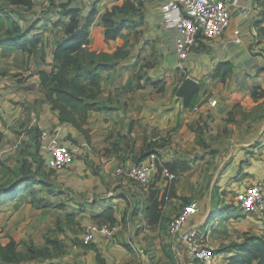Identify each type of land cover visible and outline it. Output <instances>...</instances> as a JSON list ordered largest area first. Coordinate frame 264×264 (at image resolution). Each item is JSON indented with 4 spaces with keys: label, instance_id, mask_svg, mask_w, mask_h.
<instances>
[{
    "label": "rangeland",
    "instance_id": "374dc122",
    "mask_svg": "<svg viewBox=\"0 0 264 264\" xmlns=\"http://www.w3.org/2000/svg\"><path fill=\"white\" fill-rule=\"evenodd\" d=\"M94 1L33 0L34 7L31 11L23 9L20 12L23 14H20L22 17L13 15V18H7L5 11L9 9L10 5L6 0H0V13L3 15L0 18V39L12 30L13 21H18L22 30L33 26L37 19L43 21L42 17L46 20L44 23L49 24L46 30L41 33L44 40L43 45L30 59L18 51L10 49L0 51V89L7 86L9 91L16 96L19 93L23 94V91L25 96L27 92H32L31 96L35 98L34 102L30 103L32 107H29L28 110L30 118L28 126L30 124L37 125L40 120V113L48 109V106L51 111H57L56 114L60 117V111L53 108L47 89L42 87L38 72L50 70L49 65L52 58L50 53L56 44L66 36V28L57 26L61 20L59 16L63 10V5L70 6L72 2L73 6L83 7L81 13L84 14L93 6L98 5ZM154 1L132 0L135 6L132 18L135 22H130V27L123 31L122 38L114 43L113 49L116 59L111 68L113 70L120 61L125 62L129 58L134 59L131 67L122 69L123 72L120 71V74L129 76L128 83L126 85L122 83L127 78L124 75L120 77V83L116 87L115 82L119 77L118 71L116 74L112 73L111 69L102 71L101 101L107 110L90 111L85 118L79 116L86 134L91 137V144H89L90 147L86 152L88 155L91 154L93 158L75 153V159L76 161L81 158L84 159L88 168L86 172L100 177L106 191H109L115 183L117 188L122 187L121 181L124 178L113 174L116 168L111 173L103 175L100 169L102 161L96 162L95 158H109L116 153L118 157L125 160V164L131 162V164H135L139 162L142 156L148 154L146 159L151 161H154L152 156H155L157 159L159 158L161 165L158 166L156 163L154 166L155 173L152 179L155 174L156 176L160 174V179L164 177L162 170L166 168V163L169 162L170 158H177L181 164H190L191 169L187 175L184 174L179 177L178 174H175L178 177L172 184L175 193L170 195L168 200L162 204V207L166 205L162 213V221L157 227L159 232L155 233L153 237L155 241H160L158 245L161 249L168 248L170 249L169 252H173L176 240L172 238L169 228L173 217L189 202H197L201 209V201L204 198L208 200L212 198L211 194L206 195L207 187L211 183V175L205 170H210L213 166L219 168L223 162L225 164L222 169L231 166L235 156L240 151H247L253 162L258 161L260 165L264 164V139L261 138L262 136L255 141L253 138H248V135L253 134L258 125H264V92H258L255 100L252 97L249 101L243 99L234 106L233 114L228 115L227 119L224 120L226 124L232 126H225L223 123L212 126V121V123L206 122L203 127L199 124L187 125L186 128L181 125L178 128L175 119L171 118L166 119L164 128L162 125L150 127L148 123H146L147 125L141 123L144 118H139L141 114L139 111L140 99L134 98L137 91L143 90L145 97L152 101H155L153 97L159 93L166 95L167 92H172L175 94L176 91L174 85L171 84L176 74L167 72L162 64L164 52L159 50L158 46L164 42L155 39V35L150 37L147 34L148 29L146 27L148 25L145 16L156 9ZM109 4L110 2L104 3L103 7H101L102 5L97 6V8L100 7L101 12L94 18V27H99L101 18L106 14V11L113 9L114 5L108 7ZM114 4L118 6L116 2ZM105 8L107 10L103 11ZM141 17H143V22L140 21ZM64 22L69 26L74 20L65 19ZM146 35L150 37L147 42L144 39ZM166 72L167 75H165ZM35 75L37 78L33 79ZM36 80L38 83L35 82ZM153 80L161 81L162 84L153 85ZM115 87L118 88L117 91L124 89L126 94L131 92L133 94L126 99L127 102L123 103V99L114 97L115 92L113 90ZM130 89L133 90L128 91ZM116 101L121 108L115 111ZM10 102L14 103L13 101ZM219 105L221 104L218 102L213 107L218 108ZM155 108L156 106L148 110L150 113H154ZM129 111L131 112L130 117H128ZM108 112L110 116L106 115ZM123 114H125L124 117H122ZM100 118H106V123H110V125L98 124ZM154 123L158 125V121ZM25 125L26 123L21 126V129L24 128V130L18 134L33 132L34 148H29V141H26L20 151L23 156L21 159L16 158L17 154L10 153L6 159L0 161V189L17 184L23 174L32 180V183L29 184L30 187L23 190L15 199H10L8 194L0 192V264H91L92 255L84 252L89 249L83 243L85 227L97 223V217L92 216L91 206L102 203L105 196L98 192L99 187L93 182L95 179L90 178L89 175H82L81 180H79L80 178L76 181L75 179L70 180L73 174L78 172L76 170H78L79 162H76V167L72 165L55 172L48 170L45 165V159H48V155L41 141V132L51 129L40 132L35 127L29 130L27 129L28 126L25 128ZM9 128L12 129L13 126ZM202 128L204 132L201 131ZM66 132L69 131L66 130ZM86 134H79L78 137H73L71 140L77 143L81 142L82 139L87 144ZM80 148L85 149L86 147L81 146ZM41 160L44 161V164L41 163ZM247 160L249 162V159ZM197 161L199 163H196ZM248 162L243 161L242 163ZM166 169L173 173L169 168ZM253 170L252 168L249 169V173L245 175L241 173V179L236 180L234 178L236 186L228 183L225 184L223 191H220L221 188L217 190L218 197H216L220 202L224 201V204L235 207L233 221L227 220L218 225L219 213L213 211H211L212 214L209 212L204 218V222L208 223H206V229L202 234H206L208 237L207 245L216 252L217 259L214 264H227L229 252L222 253V250H229L231 245L242 243L247 236H260L259 233L262 234L259 222L264 223V216L260 214L248 215L240 209L237 200V195L241 191L257 181L252 175L256 170ZM192 176L199 177L192 178ZM212 176L214 175L212 174ZM165 178L168 179L166 175ZM128 181L133 187L137 186L131 180ZM139 191L142 193L140 188ZM151 191L152 189H150ZM118 209L120 210V207ZM121 212L126 214L124 210ZM225 217L221 221H224ZM213 220L215 222L211 225ZM145 245L152 254H155L154 251L158 250L159 247L154 242H148ZM130 247L137 255L136 245ZM179 249L182 250V248ZM153 256V264H161L160 261H157V256ZM162 264L174 263L169 260L168 263Z\"/></svg>",
    "mask_w": 264,
    "mask_h": 264
},
{
    "label": "crops",
    "instance_id": "0c3cea01",
    "mask_svg": "<svg viewBox=\"0 0 264 264\" xmlns=\"http://www.w3.org/2000/svg\"><path fill=\"white\" fill-rule=\"evenodd\" d=\"M108 2H110L108 7L111 5L115 6V0H95L94 3L98 5L93 6L84 14L81 13V11L84 9L81 6H73L72 2L70 3V6H67L71 9H79L81 17H86L87 14L93 10V8H96L98 14H100V7L97 8V6L102 5L101 7H103L104 3ZM262 2L263 1L258 0H231L229 8L232 13V25L230 29L222 36L212 40H200L199 46L186 60L182 61L175 56L174 52L175 31L166 27L164 17L161 13L160 2L159 0H155L153 3L156 5V9H153L150 14L145 16L147 19L146 24L148 25V27H146V29H148L147 34L150 37L151 35H155V39L157 38L164 42V44H159L158 46L159 50L164 52L162 64L164 65V68H166L167 72L174 75L176 74L175 79L171 82V84L174 85L173 87L176 91L175 94L172 92H167L166 95L165 93H159V95L153 97L155 101L146 98L145 92L143 90L137 91V94H135L134 98L140 99L139 111H141V114L139 118H144L141 123H148L150 124V127L152 125L154 127H160V125H162L164 128L166 126V119L168 120L171 118L175 119L176 126L178 128L181 127V125L183 128H186L187 125L195 126L199 124L203 127L206 125V122L212 123V121V126L222 123L225 124V126H232L231 124H226L224 120L227 119L228 115L230 116L233 114L234 106L239 104L243 99L245 101L252 99V91L254 89L262 88L264 90V34L259 31L260 27H264V4ZM106 10L107 8H105L103 11ZM59 17L61 18V15ZM41 19L43 21H40V24L38 25L39 33H43L42 31L46 30L47 25H49L46 24L47 22L44 23V21H46L44 20V17ZM62 20L64 21L65 18ZM258 22L261 23V26L257 24ZM235 31L240 32L239 42L236 41L237 38L234 35ZM149 36H145L144 39H146V42L148 39H150ZM0 51L2 52V49H0ZM53 52L54 49L50 53V57H52L50 63L53 61ZM132 61H134L132 58L127 59L125 62L120 61L115 67L116 69H113L114 71L111 69L112 73L116 74L117 71L119 73V77L115 82V86L120 83V77H123L124 75H126L127 78L122 81V83L125 85L128 83L129 76L127 74H120V71L124 68L131 67ZM225 63L229 64L228 67L231 69V73L227 71V66H224ZM123 71L124 70H122V72ZM167 72L165 75H167ZM34 78L36 79L37 76L35 75L33 79ZM187 78L197 81L200 85V88L195 95L197 96V102L195 105L192 108L185 109L183 107L182 99L178 98L177 96V92ZM156 81L157 80H153V82ZM35 82L38 83V80ZM133 86H135V84H133ZM116 87L113 90L115 92L114 97H120L123 99V103H125V101L127 102L128 100L126 99H128L133 93L131 92L126 94L124 89L117 91L118 88L116 89ZM132 90L133 89H130L128 91ZM24 93L25 92L23 91V94L19 93V95L16 96L14 93L9 91L7 86H4L0 89L1 160H4V158L6 159L10 153L17 154L16 158H18V160L21 159L23 156L21 155L20 151L23 149L24 143H26V141H29V148H34L35 146L33 132H26L21 135L18 134V132L24 130V128L21 129V126L24 123H26L25 128L28 126L30 119L28 110L29 107H32V104L30 103H33L35 99L31 96L32 92H27L26 96ZM210 99L216 100L217 103L219 102L221 105H219L218 108H214L209 103ZM10 101H13L15 104ZM115 105V111L121 108L117 101ZM153 105L156 106L154 110L155 112L150 113V110L148 109L154 107ZM196 107H199V111H195ZM56 113L57 111H51L48 106V109H45L42 113H40V120L37 125L30 124L27 129L31 130L32 127H35V129L40 132L47 129L57 130L60 134L63 144L71 149L74 154L77 153V155L81 156L84 154L85 156H89L92 159L93 156L91 154L88 155L86 152V150H88L90 147L89 144H91V137H89V141L86 138L87 144L84 143L82 139L81 142L77 143L72 141L71 139L73 137H78V135L82 133L73 125L62 122ZM106 115L110 116V113L108 112ZM124 116L125 114L122 115V117ZM130 116L131 112L129 111L128 117ZM32 117L33 116L31 114V119ZM105 119L106 118H100L98 124L109 126L110 123H106ZM152 120L154 122L158 121L159 126L156 125ZM12 126V129L9 128ZM66 130L69 132L67 133ZM201 131L204 132V129L202 128ZM260 136H262L261 138L264 139V125H258L254 133L248 135V138H253L255 141ZM81 146H85L86 148L81 149ZM235 157L236 158L232 162L231 166L222 169L225 164V162H223L219 168L213 166L212 169L205 170L206 173L209 172L208 174L211 175V183L209 187H207L206 195L211 194L213 199L211 198L208 200L204 198L201 201L202 203L199 214L193 217L190 221V225H196L201 233L204 232V229H206L205 225L208 223L204 222L206 215L211 211L218 213L224 211V209L229 205L224 204V201H221V203L217 198L218 189L221 188L220 191H223L225 184L228 183H231L232 186H236L233 179H241L242 177H240V174L244 173L245 175L246 173H249L248 170L251 168L252 170H256L252 175L257 179V181H264V164L260 165L258 161L253 162V159H250V155L247 153V151H240ZM247 159H249V162ZM74 160L75 161L70 164V167L72 165H74L73 167H76V162H79L77 166L78 170H76L78 172L76 174L72 173L73 176L70 178V180L75 179L76 181L78 178L81 180L82 175H89L91 176L90 178L95 179L93 182L98 185V192L105 196L102 203H97L96 205L91 206V211H93L92 216L97 217L96 224L116 225L119 227V232L115 238L112 240H107L98 237L92 246L88 247L89 249L84 251L86 254H90V256L92 255L91 264H143L139 254L135 255L132 251L130 246L133 245H136L137 250L138 248H145L146 250L148 249L149 257L147 258L150 264H153L154 262L153 255L157 256V261H160L161 264L168 263L169 260H172L174 264H195L186 247L181 244L174 236H172V238L176 240V245L173 247V252H169L170 249L168 248L161 249V247L158 245L160 241H155L153 239L155 233L159 232L157 227L160 225V223H150V208L152 204L157 202L161 212L163 213L166 205L162 207V204L165 202V200H168L170 195L175 193V188L172 187V184L177 179L172 183L167 181L168 179L165 178L164 170L169 168L173 174H178L177 176L181 177L184 174H188L189 170L191 169V166L189 167L190 164H181L177 158H170V160H168L169 162L166 160L167 166L162 170L164 177L160 179V174L157 176L155 174L151 180L149 191L141 193L137 186L133 187L132 184H130V181L125 178L123 181H121L122 187L117 188V184L115 183L109 189V191H106L100 177H97L90 172H86L88 171V168L83 158L78 161H76L74 158ZM95 161H102L103 165L101 163L100 169L103 175L111 173L114 168L116 169L113 174H116V170L118 168L123 166L130 167L133 165L131 164L132 162L125 164V160L118 157V154L116 153H114V155L109 158H95ZM243 161H247L248 163H242ZM150 162L154 166L156 163L158 166L161 165L159 158L156 161L150 160ZM196 163H199V161ZM172 164L178 165L175 171H172L170 167ZM191 165H193L192 162ZM250 166L251 168H249ZM212 174L214 176H212ZM198 177L199 176H192V178ZM150 189H152L151 192ZM106 192L108 193L106 194ZM118 207H120V210ZM111 210L112 218L114 219L113 224L108 218L110 215L109 212ZM122 210H124L126 214H122ZM226 221H221L218 225H221ZM229 221L233 220L230 219ZM259 223L260 229L262 230L264 223ZM213 224L214 222L211 223V225ZM259 235H261V233H259ZM204 237L207 241L208 237L206 234ZM148 242H154L159 246L158 250L154 251L155 254H152L151 250L146 247L145 244ZM179 248H182V250ZM228 255L226 261L227 264L229 263L228 258L230 257Z\"/></svg>",
    "mask_w": 264,
    "mask_h": 264
},
{
    "label": "trees",
    "instance_id": "16d2710c",
    "mask_svg": "<svg viewBox=\"0 0 264 264\" xmlns=\"http://www.w3.org/2000/svg\"><path fill=\"white\" fill-rule=\"evenodd\" d=\"M6 1L10 5L9 9L5 11L7 18L20 15L23 9L31 11L34 7L33 0ZM115 1L118 6H114L103 15L99 27H94V18L98 15L96 8H93L86 17H81L79 9H71L67 5H63V10L60 13L61 20L57 26L66 28V37L59 41L54 48L53 61L49 65L50 70L38 72L42 87L47 89L53 108L60 111L61 120L73 125L84 134L86 132L79 116L85 118L90 111L107 110L101 101V73L114 66L116 56L113 45L122 38L123 31L130 27L129 23L135 22L132 18L135 10L132 0ZM258 1H263L264 4V0ZM9 10L10 12H8ZM1 17L3 15L0 13ZM62 18H71L74 22L67 26ZM39 24L40 20L37 19L33 26L22 30L20 23L13 21L12 30L0 39V49L18 51L30 59L44 42L42 34L38 32ZM257 24L261 26V23ZM259 31L264 34V27H260ZM224 66H227V71L231 73L229 64L225 63ZM152 84L158 85L162 82L157 81ZM258 92H264V90L262 88L254 89L252 91L254 100L258 96ZM196 102L197 96L191 100L188 108H192ZM86 138L89 141V135L86 134ZM147 155L142 156L139 161L146 159ZM41 161L44 164V161ZM177 166V164L170 165L172 171H175ZM31 183L32 180L23 174L17 184L0 189V192L8 194L10 199H15L23 190L28 189ZM234 211V206H227L224 211L219 212L217 222H221L224 216H226L224 221L233 219ZM109 214L108 218L113 224L112 210ZM161 221L162 212L156 202L150 208V223L158 224ZM261 231L260 236H247L242 243L231 245L229 250H222V253L229 252L228 264H264V227ZM195 264L197 263L195 262Z\"/></svg>",
    "mask_w": 264,
    "mask_h": 264
},
{
    "label": "built area",
    "instance_id": "2783aa9c",
    "mask_svg": "<svg viewBox=\"0 0 264 264\" xmlns=\"http://www.w3.org/2000/svg\"><path fill=\"white\" fill-rule=\"evenodd\" d=\"M231 0H159L161 13L167 28L175 31L174 52L180 60H186L199 46L200 40H212L225 34L232 25V13L229 8ZM239 42L240 32L235 31ZM216 106L217 101L209 100ZM199 111V107L195 108ZM41 141L48 155L45 165L50 171H60L70 166L75 158L74 152L66 147L57 130L42 131ZM154 161L157 160L152 156ZM1 160V152H0ZM155 167L150 159L141 160L130 167H120L116 170L119 177L134 182L142 192L149 191ZM164 174L170 183L177 176L167 169ZM240 209L248 215L264 214V181L259 180L247 186L237 195ZM200 212V205L191 202L184 206L170 223V233L183 244L190 257L197 264H214L216 252L207 245L206 238L196 225H190L193 217ZM119 232L116 225L89 224L85 227L83 243L90 247L98 237L112 240ZM138 254L143 264L148 262V249L138 248Z\"/></svg>",
    "mask_w": 264,
    "mask_h": 264
},
{
    "label": "water",
    "instance_id": "95a60500",
    "mask_svg": "<svg viewBox=\"0 0 264 264\" xmlns=\"http://www.w3.org/2000/svg\"><path fill=\"white\" fill-rule=\"evenodd\" d=\"M143 22V17L140 19ZM200 85L197 81L187 78L181 87L178 89L177 96L182 99L183 107L187 109L191 100L194 98L196 93L198 92Z\"/></svg>",
    "mask_w": 264,
    "mask_h": 264
}]
</instances>
